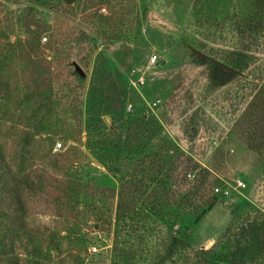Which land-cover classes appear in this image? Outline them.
Masks as SVG:
<instances>
[{"label": "rangeland", "instance_id": "rangeland-1", "mask_svg": "<svg viewBox=\"0 0 264 264\" xmlns=\"http://www.w3.org/2000/svg\"><path fill=\"white\" fill-rule=\"evenodd\" d=\"M0 156L33 187L11 205L8 182L0 208L36 246L4 221L0 264L245 246L264 220V0H0Z\"/></svg>", "mask_w": 264, "mask_h": 264}, {"label": "trees", "instance_id": "trees-1", "mask_svg": "<svg viewBox=\"0 0 264 264\" xmlns=\"http://www.w3.org/2000/svg\"><path fill=\"white\" fill-rule=\"evenodd\" d=\"M104 20L105 21L107 20L105 23L107 26L114 27L113 21H115V18L113 17L109 18L105 16ZM47 107H49L48 104ZM8 169L9 168L7 167V163L5 164V159L2 156H0V200L3 197L1 195V191H4V193H9L11 191V190L8 191L9 190L8 182H11L13 183L15 188L11 197L15 201L12 202L11 205L20 203L21 204L20 206H23L22 202L20 201H23L26 198L24 197L25 195H22L23 193H25L24 190L33 191L32 189H29L33 187L29 186L30 182H28L27 180L24 181L21 180L20 178L16 179L17 177L13 178L11 176L10 170ZM21 183L25 184V186H23L25 189L21 187ZM35 193L36 192L34 191L32 195ZM20 195L23 197H21ZM27 196L29 195L27 194ZM18 216H15L16 218H13L11 214L5 212L4 210H1L0 208V225L2 224V222L7 221L9 225H6L5 231L7 232L10 241L14 243L17 241L18 243H21V245L32 244L33 246L30 248V252L31 251L33 252L36 246L32 241H30L31 243L29 242L30 239L29 233L25 230V228L21 227L20 221H22V218L20 219L21 215L19 213ZM17 223H19L18 226H16ZM125 224L126 223H124V225ZM254 227H251L252 230L251 239L249 241H245V243H247L245 246H242L239 243L235 242L231 247L227 248L226 256L222 255L224 254V252L219 255L213 252L212 255L208 257V260L206 254L210 253V251L201 250V256L199 257L200 260L196 264H264V220L262 221V223L256 224V226ZM36 251L37 250H35V252ZM248 251H250L251 257L247 259L246 253ZM183 254L184 255H182L180 264H189L190 263L188 262L189 258L187 257L184 251ZM126 258H127V254H126ZM32 262H34V264H43L42 260H40L39 258H35L34 261ZM4 263L6 264V262Z\"/></svg>", "mask_w": 264, "mask_h": 264}, {"label": "built area", "instance_id": "built-area-1", "mask_svg": "<svg viewBox=\"0 0 264 264\" xmlns=\"http://www.w3.org/2000/svg\"><path fill=\"white\" fill-rule=\"evenodd\" d=\"M156 61H157L156 56H153V57L149 60V65H155V64H156ZM138 83L143 84V79H142V77H139ZM155 104H156V103H153V106H155ZM127 109H128V111H130V110H131V106L129 105ZM60 147H61L60 144H58V146H57L55 149H58V148H60ZM236 188H237V189H244V188H245V184H244V182L238 180V181L236 182ZM215 193H220V188H215ZM222 193H223L224 195H227L228 191H224V192H222ZM91 250H92L93 252H95L97 249H96L95 247H93Z\"/></svg>", "mask_w": 264, "mask_h": 264}]
</instances>
